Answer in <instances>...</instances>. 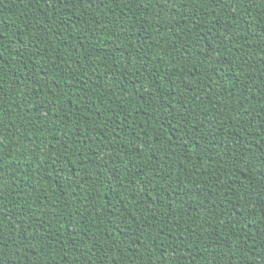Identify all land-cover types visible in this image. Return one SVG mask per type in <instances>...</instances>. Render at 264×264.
<instances>
[{
	"label": "trees",
	"instance_id": "16d2710c",
	"mask_svg": "<svg viewBox=\"0 0 264 264\" xmlns=\"http://www.w3.org/2000/svg\"><path fill=\"white\" fill-rule=\"evenodd\" d=\"M0 264H264V0H0Z\"/></svg>",
	"mask_w": 264,
	"mask_h": 264
}]
</instances>
